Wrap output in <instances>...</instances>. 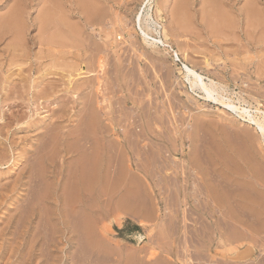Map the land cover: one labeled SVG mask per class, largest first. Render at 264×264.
I'll return each instance as SVG.
<instances>
[{"label":"rangeland","instance_id":"374dc122","mask_svg":"<svg viewBox=\"0 0 264 264\" xmlns=\"http://www.w3.org/2000/svg\"><path fill=\"white\" fill-rule=\"evenodd\" d=\"M19 1L11 26L21 37L0 38V264H264L262 136L192 91L183 68L264 111V0L259 34L244 13L253 0H185L183 10L182 0ZM14 2L0 0V18ZM147 14L161 33L145 39ZM163 28L171 49L152 42ZM95 172L104 175L101 196L86 195L90 243L78 230L81 204L67 212L55 197Z\"/></svg>","mask_w":264,"mask_h":264},{"label":"bare ground","instance_id":"6f19581e","mask_svg":"<svg viewBox=\"0 0 264 264\" xmlns=\"http://www.w3.org/2000/svg\"><path fill=\"white\" fill-rule=\"evenodd\" d=\"M251 1V0H250ZM13 2V1H12ZM22 2V1H21ZM21 2L19 1V0H16V2H14V3H12V4H14V6H15V8H16V10H12V12L9 14V15H6V16H4L3 18H0V38L2 37V39H3V37L5 36V35H7L9 32L11 33L12 31H16V32H12L13 34L15 33V38H17L18 39V36H20L21 37V35H20V33H19V31H17L18 29H13L12 28V26H11V24H15L16 22H20L19 21V19H20V17H21V15H20V10H21ZM259 2V1H258ZM258 2H257V0L256 1H251V4L249 5L248 4V6L247 7H245L246 9L244 10L243 8V10H244V13L246 14V16L247 17H251L252 18V16H253V22L251 23V24H253L254 23V27H253V29H255V30H253V32L254 31H259L260 30V27H261V24H262V22H260V19L262 18L260 15H261V13H259V10L257 9V6L259 5L258 4ZM181 4V7H180V9L181 10H183L182 8H186L185 7V5H186V3H185V0H182V3H180ZM188 4V3H187ZM187 6V5H186ZM222 6V5H221ZM226 6H228V5H226ZM230 6V5H229ZM260 6V5H259ZM23 7V6H22ZM179 7H178V9H179ZM151 8V7H150ZM259 8V7H258ZM89 9V8H88ZM189 9V8H188ZM24 10V9H23ZM90 10H91V8H90ZM180 10V12H182ZM243 10H241V11H243ZM157 11V14L158 13H160V10H159V8L156 10ZM177 12H179V11H177ZM211 12V14H212V11H210ZM219 12V11H218ZM218 12H215V16H216V13H217V15H218ZM9 13V12H8ZM223 12H219V19H220V17H223V21L224 22H226V24H231L232 22H233V20H234V18H230L231 17V15H230V22L227 20L226 21V17L228 16V15H223V16H220V14H222ZM156 14V15H157ZM224 14H225V12H224ZM50 15H52V14H50ZM49 15V16H50ZM159 15V14H158ZM157 15V16H158ZM209 16V15H208ZM225 16V17H224ZM246 16H245V19H243L244 21H246V22H251L252 20L249 18V21H248V19L246 18ZM259 16V20H256L255 18H257ZM47 17V16H46ZM175 17V16H174ZM211 17H212V15L209 17L210 19H211ZM49 18H51V17H49ZM144 18V19H143ZM140 17L139 18V20H138V22L140 23L139 25H140V27H141V23H142V21H143V23H145V27H146V30H142L143 31V35H144V37H145V39L146 38H150V34H149V31L150 32H154V33H156L157 34V36L158 35H160V33L158 32V30L157 29H154V28H152V27H150V25H149V19H148V14L145 16V17ZM177 18H179V17H177ZM181 18H183V17H181ZM208 18V19H209ZM228 18V19H229ZM23 19V18H22ZM157 19V18H156ZM216 20L218 19L217 17L215 18ZM231 19H233V20H231ZM247 19V20H246ZM48 21V20H50V19H45V21ZM179 20V19H178ZM178 20H176V21H178ZM211 21H214V19H212V20H210L209 22L211 23ZM221 21V20H220ZM220 21H217V23L218 22H220ZM223 21H222V25H223ZM24 22V21H23ZM182 22V21H181ZM215 22V21H214ZM213 22V23H214ZM227 22H229V23H227ZM21 23V22H20ZM155 23H156V25H158V21H155ZM213 23H211V25L213 24ZM216 23V24H217ZM261 23V24H260ZM18 24V25H17ZM16 25L19 27V23H17ZM215 24V25H216ZM225 24V25H226ZM21 25V24H20ZM23 25V24H22ZM21 25V26H22ZM161 25V24H160ZM211 25H209V26H211ZM215 25H214V27H215ZM228 25H226V26H228ZM239 25V24H238ZM213 26V25H212ZM220 26H221V24H220ZM237 26V25H236ZM246 26H249V24L247 25V23H246ZM219 27V26H218ZM217 27V28H218ZM223 27H225L224 25H223ZM229 27V26H228ZM228 27H225V28H228ZM250 27V26H249ZM211 28V27H210ZM247 28V27H246ZM251 28V27H250ZM213 29V28H212ZM221 30L223 29L222 27L220 28ZM229 29V28H228ZM44 30H45V28H44ZM214 30V29H213ZM213 30H212V32H213ZM226 30V29H225ZM230 30V29H229ZM24 31V30H23ZM163 31H164V37L162 38V37H152V42H153V44H156L157 45V43L158 44H160V45H162L165 49H171V46H170V42H169V38H168V36L169 35H167V32H166V29H164L163 28ZM228 31V30H227ZM215 32V31H214ZM217 32V31H216ZM221 32V31H220ZM256 32H254V33H256ZM9 33V34H10ZM16 33H17V35H16ZM45 33V32H44ZM218 33V32H217ZM260 33V31L258 32V34ZM23 34V33H22ZM12 35V34H11ZM254 35V34H253ZM257 35V34H256ZM55 36V35H54ZM255 36V35H254ZM258 36V35H257ZM22 37H23V35H22ZM248 38V37H247ZM1 39V40H2ZM254 39V38H253ZM123 41V40H122ZM20 42V41H19ZM23 42V41H22ZM48 42V41H47ZM51 43V42H50ZM11 45V44H10ZM55 45V44H54ZM21 46V45H20ZM16 47V46H15ZM55 47V46H54ZM182 50V49H181ZM16 52V51H15ZM179 52V51H178ZM182 56V55H181ZM130 57V56H129ZM178 57V56H177ZM178 59V58H177ZM179 60V59H178ZM60 62V61H59ZM99 62V61H98ZM208 64V63H207ZM76 65V64H75ZM105 66V65H104ZM205 66H208V65H205ZM183 68L185 69V72H186V74H185V80L188 82V84L190 85V87H191V89H192V91H194V92H199V93H201L203 96H201V97H203L206 101H210V102H212V103H217V104H220V105H222L226 110H228L229 112H231V114H235V116L237 115L238 117H240L242 120H246V122H248L250 125H252V126H254L256 129H257V131L258 132H260V134H261V136H262V141L264 142V111H262V110H260L259 108H256L255 110H253L252 108H250L249 106H246V105H242V101L241 100H239V104H236V102H234L232 99H230V98H226L225 97V95H221L220 94V87L218 88V85H217V83L216 82H214L213 80H208V81H206V79H205V77L201 74V73H199L196 69H194V68H192L191 66H189V65H186V64H184L183 65ZM207 68V67H206ZM102 70V69H101ZM105 76V75H104ZM247 76V75H246ZM226 79V78H225ZM219 83V82H218ZM226 83V82H225ZM242 84V83H241ZM249 84V83H248ZM222 88H223V86L222 85H220ZM250 87V86H249ZM102 88V87H101ZM119 90V89H118ZM226 90V89H225ZM110 91V90H109ZM191 91V92H192ZM222 92L224 93V89L222 90ZM226 92V91H225ZM115 93V92H114ZM97 94V93H96ZM244 94V93H243ZM16 96V95H15ZM246 96H248V95H246ZM11 97V96H10ZM66 97V96H65ZM103 97V96H102ZM202 98V99H203ZM3 99V98H2ZM19 99V98H18ZM239 99H242V98H239ZM91 100V99H90ZM105 106V105H104ZM103 106V107H104ZM155 106V105H154ZM99 108V107H98ZM103 109V108H102ZM110 112V111H109ZM145 115V114H144ZM121 116V115H120ZM125 119V118H124ZM127 120V119H126ZM117 121V120H116ZM135 121V120H134ZM97 122V121H96ZM123 122V121H122ZM131 123V122H130ZM91 124V123H90ZM139 124V123H138ZM141 124V123H140ZM86 126V125H85ZM89 126V125H88ZM123 126V125H122ZM136 126H138V125H136ZM79 127V126H78ZM125 128H126V126H125ZM78 129V128H77ZM121 129V128H120ZM76 130V129H75ZM132 130V129H131ZM90 131V130H89ZM92 131V130H91ZM81 133V132H80ZM98 133V132H97ZM100 133V132H99ZM89 134V133H88ZM67 135V134H66ZM66 135H65V137H66ZM69 135V134H68ZM80 135V134H79ZM92 135V134H91ZM127 135V134H126ZM83 137H84V135H83ZM82 137V138H83ZM102 137V136H101ZM74 138V137H73ZM77 139V138H76ZM80 140V139H79ZM91 140V139H90ZM137 140V139H136ZM57 141V140H56ZM66 141V140H65ZM78 142V141H77ZM83 142V141H82ZM96 142V141H95ZM87 143V142H86ZM112 143V142H111ZM120 143V142H119ZM138 143V142H137ZM100 144V143H99ZM243 144V143H242ZM80 145V144H79ZM119 145V144H118ZM70 146V145H69ZM87 146V145H86ZM101 146V145H100ZM245 146V145H244ZM46 147V146H45ZM81 147V146H80ZM129 147V146H128ZM133 147V146H132ZM238 147V146H237ZM58 148V147H57ZM76 148H78V147H76ZM215 148V147H214ZM246 148V147H245ZM55 149V148H54ZM83 149H84V146H83ZM82 149V150H83ZM114 149V148H113ZM130 149V148H129ZM132 149V148H131ZM151 149V148H150ZM72 150V149H71ZM78 150V149H77ZM127 150V149H126ZM213 150V149H212ZM44 152V151H43ZM72 152V151H71ZM139 152V151H138ZM245 152V151H244ZM46 153V152H45ZM48 153V152H47ZM76 153V152H75ZM96 153V152H95ZM150 153V152H149ZM248 153V152H247ZM40 154H42L41 152H40ZM112 154V153H111ZM43 155H45V154H43ZM146 155V154H145ZM50 156V155H49ZM80 156V155H79ZM90 156V155H89ZM88 156V157H89ZM97 156V155H96ZM143 157V156H142ZM152 157V156H151ZM51 158H52V156H51ZM80 158V157H79ZM84 158V157H83ZM137 158H138V156H137ZM44 159V158H43ZM46 159V158H45ZM47 159H49V158H47ZM123 159V158H122ZM50 160V159H49ZM53 160V159H52ZM120 160V159H119ZM129 160V159H128ZM44 161H46L47 162V160H44ZM44 161H42V162H44ZM60 161V160H59ZM94 161V160H93ZM99 161V160H98ZM151 161V160H150ZM199 161H200V159H199ZM35 162V161H34ZM84 162V161H83ZM122 162V161H121ZM143 162V161H142ZM147 162V161H146ZM183 162V161H182ZM38 163V162H37ZM88 163V162H87ZM136 163V162H135ZM202 163V162H201ZM43 164V163H42ZM89 164V163H88ZM102 164V163H101ZM148 164V163H147ZM234 164V163H233ZM23 165V164H22ZM143 165V164H142ZM182 165H183V163H182ZM181 165V166H182ZM204 165V164H203ZM96 166V165H95ZM109 166V165H108ZM116 166V165H115ZM136 166V165H135ZM137 166H138V164H137ZM235 166H237V165H235ZM39 167H41V166H39ZM51 167H53V166H51ZM58 167V166H57ZM88 167V166H87ZM86 167V168H87ZM118 167V166H117ZM116 167V168H117ZM126 167H127V165H126ZM129 167V166H128ZM127 167V168H128ZM257 167V166H256ZM74 168V167H73ZM95 168V167H94ZM102 168V167H101ZM131 168V166L129 167V169ZM151 168V167H150ZM41 169V168H40ZM43 169V168H42ZM46 169V168H45ZM56 169V168H55ZM84 169V168H83ZM125 169V168H124ZM60 170V169H59ZM71 170V169H70ZM82 170V169H81ZM98 170H99V168H98ZM131 170V169H130ZM190 170V169H189ZM121 171V170H120ZM127 171V169L125 170V172ZM261 171V170H260ZM29 172H31V171H29ZM35 172V171H34ZM34 172H32V173H34ZM37 172V171H36ZM98 172V171H97ZM101 173H102V171H100ZM152 172V171H151ZM32 173H29V175H28V178H29V180H31V181H35V179L33 180V176H32ZM57 173V172H56ZM59 173V172H58ZM68 173V172H67ZM76 173V172H75ZM88 173V172H87ZM122 173V172H121ZM127 173V172H126ZM182 173V172H181ZM213 173V172H212ZM37 174V173H36ZM36 174L34 173V175H35V177H37L36 176ZM44 174H47V173H44V171L41 173V176H43ZM90 174V173H89ZM93 174H94V172H93ZM95 174H96V172H95ZM143 174V173H142ZM72 175V174H71ZM86 175V174H85ZM104 174H96L95 175V177L93 176V177H88L87 178V176H86V178L83 180V179H81L82 177H80V179L81 180H79V181H77L76 182V189H75V191H71L70 190V192H71V194H69V196L66 198V196H64L63 194L62 195H59L58 194V192H57V198L55 197V199H56V206L58 207V205H59V203L62 205L63 203H66V205L68 206L67 207V209L68 208H70V209H72V207H73V203L75 204H81L80 205V210H81V212H82V214H81V217H82V222H81V225H80V229H78V230H80L79 232L80 233H82V237L85 239V241L86 240H88V236H91V232H90V230H91V223H93L92 221H90V219H89V214L87 213L88 211H89V205H88V200H87V193L89 192V190H90V188H94V190H95V188H98V190H99V195L101 196V194H102V176H103ZM134 175V174H133ZM40 176V177H41ZM96 176H98V177H96ZM109 176V175H108ZM190 176V175H189ZM195 176V175H194ZM34 177V178H35ZM44 177V176H43ZM75 177V176H74ZM141 177V176H140ZM184 177V176H183ZM187 177V176H186ZM214 177V176H213ZM213 177H210V178H213ZM58 178V177H57ZM120 178V177H119ZM131 178V177H130ZM136 178V177H135ZM37 179V178H36ZM108 179V178H107ZM185 179V178H184ZM197 179V178H196ZM214 179V178H213ZM39 179H37V181H38ZM70 180V179H69ZM123 180V179H122ZM136 180V179H135ZM140 180V179H139ZM183 180V179H182ZM199 180V179H198ZM36 181V182H37ZM76 181V180H75ZM131 181V180H130ZM141 181V180H140ZM51 182V181H50ZM72 182V181H71ZM70 182V183H71ZM106 183H107V180L105 181ZM217 182V181H216ZM235 182V181H234ZM30 183V182H29ZM38 183H41L40 181L38 182ZM48 183V182H47ZM128 183V182H127ZM115 184V183H114ZM145 184V183H144ZM177 184V183H176ZM178 184H179V182H178ZM181 184H183L182 182H181ZM212 184V183H211ZM247 184V183H246ZM250 184V183H249ZM29 185H31V186H33L34 184L33 183H30ZM29 185H27V190L26 191H28L29 190V193H30V191L32 190L31 189V187L29 186ZM38 185V184H37ZM41 184H39V186H40ZM50 185V184H49ZM72 185V184H71ZM197 185V184H196ZM26 186V185H25ZM69 186V185H68ZM73 186V185H72ZM133 186V185H132ZM140 186V185H139ZM149 186V185H148ZM181 186V185H180ZM183 186V185H182ZM191 186V185H190ZM64 187V186H63ZM111 187V186H110ZM144 187V186H143ZM154 187V186H153ZM156 187V186H155ZM198 187V186H197ZM201 187V186H200ZM35 188V187H34ZM34 188H33V191H34V193H35V190H34ZM43 188V187H42ZM58 188V187H57ZM72 188V187H71ZM75 188V187H74ZM187 188V187H186ZM203 188V187H202ZM37 189V188H36ZM47 189V188H46ZM65 189V188H64ZM129 189V188H128ZM131 189V188H130ZM129 189V190H130ZM45 190V189H44ZM57 190V189H56ZM62 190V189H61ZM66 190V189H65ZM67 190H68V188H67ZM179 190V189H178ZM193 190V189H192ZM202 190V189H201ZM204 190V189H203ZM205 190H206V188H205ZM240 190V189H239ZM247 190H248V188H247ZM250 190V189H249ZM39 191V190H38ZM96 191V190H95ZM137 191V190H136ZM215 191V190H214ZM225 191V190H224ZM236 191V190H235ZM43 192V191H42ZM69 192V191H68ZM130 192V191H129ZM133 192V191H132ZM196 192V191H195ZM251 192V191H250ZM33 193V194H34ZM37 193V192H36ZM47 193V192H46ZM46 193L44 194V196H47L46 195ZM185 193V192H184ZM208 193V192H207ZM216 193V192H215ZM28 194V193H27ZM32 194V193H31ZM30 194V195H31ZM38 194V193H37ZM37 194H34V195H37ZM40 194H41V192H40ZM43 194H41V198H42V200L44 201V199H43ZM64 194H65V191H64ZM66 194H67V192H66ZM192 194V193H191ZM232 194V193H231ZM29 195V196H30ZM91 195V194H90ZM205 195V194H204ZM233 195V194H232ZM262 195V194H261ZM26 196H28V195H26ZM33 196V195H32ZM38 196H40V195H38ZM48 196H52L51 194L50 195H48ZM47 196V197H48ZM131 196V195H130ZM200 196V195H199ZM206 196V195H205ZM217 196H218V194H217ZM216 196V197H217ZM247 196H249V194L247 195ZM37 197V196H36ZM92 197V196H91ZM103 197V196H102ZM198 197V196H197ZM209 197V196H208ZM241 197V196H240ZM250 197V196H249ZM27 198V197H26ZM29 198V200H27V201H30V197H28ZM27 198V199H28ZM34 198V196L32 197V199H31V201L32 202H34L33 199ZM40 198V197H39ZM45 198V197H44ZM48 198H51V197H48ZM38 198H36V200H37ZM46 199V198H45ZM54 199V198H53ZM131 199V198H130ZM26 200V199H25ZM35 200V201H36ZM40 200V199H39ZM60 200V201H59ZM122 200V199H121ZM204 200V199H203ZM202 200V201H203ZM244 200V199H243ZM242 200V201H243ZM55 201V200H54ZM59 201V202H58ZM61 201H63V203H61ZM255 201V200H254ZM40 203H41V201H39ZM121 202V201H120ZM256 202V201H255ZM25 203V202H24ZM132 203V202H131ZM230 203V202H229ZM29 204V203H28ZM30 204H31V202H30ZM96 204V203H95ZM102 204H104V203H102ZM184 204V203H183ZM186 204V203H185ZM208 204H210V203H208ZM25 205V204H24ZM27 205V204H26ZM249 205V204H248ZM32 206V205H31ZM30 206V207H31ZM33 206H34V203H33ZM36 206V205H35ZM63 206V205H62ZM61 206V207H62ZM186 206V205H185ZM184 206V207H185ZM190 206V205H189ZM232 206V205H231ZM241 206V205H240ZM239 206V207H240ZM39 207V206H38ZM76 207H77V205H76ZM120 207V206H119ZM128 207V206H127ZM132 207V206H131ZM211 207V206H210ZM252 207V206H251ZM24 208V207H23ZM63 208V207H62ZM65 208V207H64ZM104 208H105V206H104ZM233 208V207H232ZM249 208V207H248ZM253 208V207H252ZM25 209H26V207H25ZM27 209H29V207L27 208ZM32 209V208H31ZM36 209V208H35ZM55 209H56V207H55ZM61 209V208H60ZM70 209H68L67 210V212H69V210ZM73 209H74V207H73ZM72 209V210H73ZM186 209V208H185ZM189 209V208H188ZM206 209V208H205ZM208 209V208H207ZM206 209V210H207ZM241 209V208H240ZM247 209V208H246ZM64 210V209H63ZM62 209H61V211L60 212H62L63 211ZM236 210V209H235ZM234 210V211H235ZM30 211H32V210H30ZM66 211V210H65ZM76 211V210H75ZM186 211V210H185ZM188 211V210H187ZM218 211V210H217ZM34 212V211H33ZM38 212H39V210H38ZM46 212V211H45ZM77 212V211H76ZM207 212H209V211H207ZM223 212V211H222ZM39 213H41V212H39ZM50 213V212H49ZM66 213V212H65ZM191 212H189V214H190ZM29 214V213H28ZM30 214H32L31 212H30ZM37 214V213H36ZM48 214V213H47ZM63 214H64V211H63ZM72 214V213H71ZM73 214H74V212H73ZM72 214V215H73ZM88 214V215H87ZM134 214H136V213H134ZM37 215H40V214H37ZM59 215V214H58ZM61 215H62V213H61ZM77 215V214H76ZM99 215L102 217V218H104V215H105V213H104V209H103V207H101L100 208V212H99ZM148 216H149V214H147ZM187 215V214H186ZM192 215V214H191ZM194 215V214H193ZM208 215H209V213H208ZM221 215V214H220ZM242 215V214H241ZM27 216V215H26ZM32 216H34V215H32ZM47 216V215H46ZM188 216H190V215H188ZM201 216V215H200ZM234 216V215H233ZM38 217V216H37ZM60 217V216H59ZM58 216H57V218H59ZM74 218L73 216H69V218ZM78 217V216H77ZM79 217H80V215H79ZM192 217V216H191ZM239 217V216H238ZM242 218L244 217V216H241ZM247 217V216H246ZM26 218V217H25ZM35 218V217H34ZM47 218V217H46ZM62 218V220H63V222L62 221H60V222H62L63 224H64V226H65V228L67 229V231H68V233L69 232H71L72 233V231L74 232V233H77L76 231H74L72 228L73 227H71V219L69 220V218L68 217H66V216H62L61 217ZM92 218V217H91ZM187 218V217H186ZM185 218V219H186ZM223 219H224V217H222ZM221 217H220V219H222ZM227 218V217H226ZM32 219V218H31ZM31 219H29V220H27V222H26V224H28L29 226L31 225V223H32V220ZM36 219V218H35ZM38 219V218H37ZM77 219V218H76ZM94 219H95V217H94ZM105 219V218H104ZM218 219H219V217H218ZM231 219V218H230ZM258 219H259V217H258ZM43 220V219H42ZM73 220V219H72ZM182 220V219H181ZM188 220H189V218H188ZM228 220V219H227ZM260 220V219H259ZM39 221H41V220H39ZM38 221V222H39ZM57 221H58V219H57ZM76 221H78V219L77 220H75V222ZM101 221H102V219H101ZM187 221V220H186ZM206 221V220H205ZM217 221V220H216ZM244 221V220H243ZM59 222V223H60ZM224 222H226L225 220H224ZM223 222V223H224ZM232 222H234V221H232ZM236 222V221H235ZM238 222V221H237ZM260 222V221H259ZM16 223V222H15ZM102 223V222H101ZM145 223V222H144ZM143 223V224H144ZM220 223H222V222H220ZM247 223H248V220H247ZM17 224V223H16ZM16 224H14L15 226H16ZM18 224H21L20 222L18 223ZM44 224H46V223H44ZM48 224V223H47ZM77 224V223H76ZM204 224V223H203ZM234 224V223H233ZM252 224H253V222H252ZM263 224V223H262ZM219 225V224H218ZM225 225V224H224ZM227 225V224H226ZM18 226V225H17ZM37 226V225H36ZM72 226H73V224H72ZM212 226V225H211ZM221 226V225H220ZM219 226V227H220ZM92 227H93V224H92ZM206 227V226H205ZM226 227V226H225ZM241 227V226H240ZM29 228V227H28ZM37 228V227H36ZM36 228L34 229L35 231H37L38 232V230H36ZM43 228V227H42ZM63 228V227H62ZM238 228V227H237ZM264 228V227H263ZM40 229V228H39ZM45 229V228H44ZM206 229V228H205ZM235 229V228H234ZM233 229V230H234ZM72 230V231H71ZM198 230V229H197ZM229 230V229H228ZM236 230V229H235ZM151 231V230H150ZM183 231V230H182ZM207 231V230H206ZM221 231V230H220ZM238 231V230H237ZM248 231V230H247ZM37 232H34V233H37ZM47 232V231H46ZM198 232V231H197ZM147 233V232H146ZM213 233V232H212ZM236 233V232H235ZM53 234V233H52ZM99 234V233H98ZM150 234V233H149ZM246 234V233H245ZM36 235V234H35ZM74 235V234H73ZM239 235V234H238ZM252 235V234H251ZM49 236V235H48ZM80 236H81V234H80ZM200 236H203V235H200ZM235 236V235H234ZM239 236H241V235H239ZM36 237H38V236H36ZM50 237V236H49ZM88 237V238H87ZM97 237V236H96ZM218 237V236H217ZM238 236H236V238H237ZM245 237V236H244ZM77 238H78V236H77ZM87 238V239H86ZM91 238H93V237H91ZM251 238V237H250ZM51 239V238H50ZM231 239V241H232V238H230ZM240 239H243V238H240ZM239 239V240H240ZM52 240V239H51ZM83 240V239H82ZM103 240V239H102ZM201 240V239H200ZM233 240H234V238H233ZM236 240H238V239H236ZM250 240V239H249ZM263 240V239H262ZM88 241H90V243H92L93 241H91V240H88ZM87 241V242H88ZM208 241V240H207ZM246 241V240H245ZM204 242V241H203ZM258 242V241H257ZM41 243V242H40ZM57 243V242H56ZM79 244V243H78ZM77 244V245H78ZM96 244V243H95ZM97 245V244H96ZM95 245V246H96ZM204 245H205V243H204ZM41 246V245H40ZM81 246V245H80ZM92 247V246H91ZM205 247H207V246H205ZM260 247V246H259ZM98 248H99V246H98ZM95 249V248H94ZM108 249V248H107ZM76 250V249H75ZM83 250V249H82ZM263 251V250H262ZM44 252V251H43ZM128 258V257H127ZM212 258V257H211ZM212 260V259H211ZM126 262V261H125ZM250 264V263H249Z\"/></svg>","mask_w":264,"mask_h":264}]
</instances>
